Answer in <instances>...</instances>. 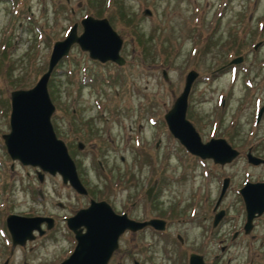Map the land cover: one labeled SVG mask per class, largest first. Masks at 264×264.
I'll list each match as a JSON object with an SVG mask.
<instances>
[{
  "label": "rangeland",
  "instance_id": "374dc122",
  "mask_svg": "<svg viewBox=\"0 0 264 264\" xmlns=\"http://www.w3.org/2000/svg\"><path fill=\"white\" fill-rule=\"evenodd\" d=\"M86 15L108 20L122 39L124 63H101L73 44L47 82L53 130L95 196L132 219L165 220L162 231L122 233L107 264H186L190 252L207 264H264V218L254 237L244 235L236 193L243 178H264V166L238 158L217 172L229 177L230 189L221 204L225 220L212 228L202 216L216 196L215 181L209 192L207 169L163 120L186 72L194 70L185 117L200 139L223 137L241 153L250 147L264 157V107L256 120L264 105V0H0V264H55L75 243L62 217L86 199L57 175L44 173L38 181L36 167L9 158L1 136L8 132L9 91L31 87L46 69L52 43L74 22L79 34ZM154 180L158 192L147 203L144 190ZM8 213L51 216L53 225L11 247Z\"/></svg>",
  "mask_w": 264,
  "mask_h": 264
},
{
  "label": "water",
  "instance_id": "95a60500",
  "mask_svg": "<svg viewBox=\"0 0 264 264\" xmlns=\"http://www.w3.org/2000/svg\"><path fill=\"white\" fill-rule=\"evenodd\" d=\"M144 13L149 14V11L145 9ZM79 25V34L76 33L77 23L74 22L61 40L52 43L46 69L31 87L9 92L8 132L2 134L1 138L12 161L17 160L22 165L37 168L38 181L42 180L44 172L49 175L58 174L62 183L70 185L77 193H83L85 189L79 181L74 162L64 142L55 136L50 122L54 107L48 95L47 81L54 66L68 54L73 44L85 51L89 58L101 63L110 61L122 65L124 59L119 55L122 39L105 17L86 15L79 20ZM239 60L237 57L230 62L236 63ZM161 74L165 79V71ZM196 76L197 72L194 70L186 72L180 93L163 114L166 128L190 154L212 158L214 162L230 161L237 155L235 149L222 138L201 142L197 131L185 117L187 96ZM260 112L261 109L257 117ZM248 157L252 163L259 162V159L250 154ZM245 192L246 221L243 230L247 232L252 217L264 210V182L247 184ZM41 222H45V229L52 226L49 217L8 214L5 217V226L11 246L24 245L26 241L34 238V232L41 235ZM80 225L84 231L79 229ZM146 225L162 230L164 221L131 220L124 214H115L105 202L91 200L86 208L77 210L67 218V227L74 234L75 245L66 258L55 264H106L117 248V239L124 230L135 231ZM6 262L7 260L1 264ZM188 264H203L201 256L189 254Z\"/></svg>",
  "mask_w": 264,
  "mask_h": 264
},
{
  "label": "flooded vegetation",
  "instance_id": "af4514ba",
  "mask_svg": "<svg viewBox=\"0 0 264 264\" xmlns=\"http://www.w3.org/2000/svg\"><path fill=\"white\" fill-rule=\"evenodd\" d=\"M263 107L264 105H262L259 110L261 109V111H263ZM258 110V111H259ZM262 112H260V115H261ZM260 115L257 117L256 116V120H258L260 118ZM74 140H75V146L78 150H82L83 148V143L79 140V138L74 135ZM215 139V138H222L225 140V142L233 149H235L233 146H231V144L223 137H219V136H213V137H210L209 139ZM208 139V140H209ZM201 140V139H200ZM201 142H206V141H202ZM65 144V143H64ZM66 145V144H65ZM67 148V146H66ZM237 151V155L232 158L230 161H227V162H214L212 158H201L197 155H194V154H190L191 157L195 160V163L196 164H200V165H204L203 167H201L202 169H207L205 171V176H206V179L208 180V182L211 184L210 187L208 186V191L210 192V189L212 187V181H215L214 183V189L216 190V196L214 198H210V201L207 203V214L204 216H202V220H206L209 219L210 221V226L212 228H217L219 227L225 220V216H226V209L225 207H223L221 204L223 202V199L225 197V195L229 192V189H230V179L229 177L226 175V174H221V175H218L217 172L220 170V171H224L226 167H228L232 162H234L236 159L238 158H242L243 162L248 164L249 166L251 167H259V166H264V157L260 156V155H257L253 152V150L251 151V148L248 147L246 149V151L244 153H241L240 151H238L237 149H235ZM68 151V149H67ZM69 153V151H68ZM248 154L252 155L253 157L259 159V162H256V163H252L251 161H249V157H248ZM122 159V157H121ZM74 161V160H73ZM101 168V166H100ZM57 175V174H55ZM58 176V175H57ZM81 181V180H80ZM261 182H264V178H252V179H249V178H243V180L239 183L237 189H236V193L238 195V198H239V202H240V207H241V210L243 212V216H244V219H243V223H242V232L244 235H249V237H254L255 235L252 234V231H254L255 229V226L257 224V222L264 218V210L260 213V214H255V216L252 217L251 221H250V229L247 231V232H244L243 230V226H244V223L246 221V211H245V200H244V193L245 192V187L247 186V184H255V183H261ZM81 184L82 186L84 187L85 189V192L83 193H77L75 192V194L79 195V196H82L86 199V204L82 205V206H79L77 207L76 209H74L73 211H71V213H69L68 215L66 216H63L62 217V221L65 223V225L67 226V218L71 217L72 215L75 214V212L79 209H82V208H85L89 202L91 200L95 201V202H99V201H103L105 202L110 210H112L115 214L117 215H122L124 214L127 218L129 219H132L130 217L127 216L126 213L124 212H119V211H116L113 206L111 205L110 201L107 200V198H104V197H97L95 196V194L92 192V190L90 189V187H88L87 185H85L84 183H82L81 181ZM64 185H67L69 186L68 184H64ZM71 188V187H70ZM157 180H154L150 185H148L146 187V189L144 190V197H145V200L147 203L151 201L154 202L155 198H156V195H157ZM56 204L59 206V207H62V204L61 202L57 201ZM45 217H49L51 218V225H53V218L51 216H45ZM149 219H161L159 217H149L147 219H143V220H149ZM44 225L45 226V222H41V226ZM144 228H151L149 226H146ZM79 229L81 231H84V228L82 225L79 226ZM143 229V228H142ZM141 229V230H142ZM152 229V228H151ZM154 230V229H153ZM140 231V230H138ZM156 231V230H155ZM124 232H128L127 230L124 231ZM122 232V233H124ZM137 232V231H135ZM135 232H131V233H135ZM121 233V234H122ZM236 231H234L232 233V237H234L236 235ZM120 234V235H121ZM73 235V234H72ZM119 238V237H118ZM176 239L178 240V242L181 244L182 243V238L179 236V235H176ZM75 245V243H74ZM73 245V247H74ZM72 247V249H73ZM117 247H118V240H117ZM221 250H223V246L220 247ZM116 250H114L110 257L108 258L106 264L108 263L109 259L111 258L112 254L115 252ZM71 252V251H70ZM190 253H193V254H197V255H200L201 256V259H202V262L203 264H207L206 262H204L203 260V256L201 254H198L196 252H190ZM188 253V255L190 254ZM188 255H187V262L186 264H188ZM215 259L217 258L216 256L214 257ZM132 264H140L139 261L135 260V259H132Z\"/></svg>",
  "mask_w": 264,
  "mask_h": 264
}]
</instances>
